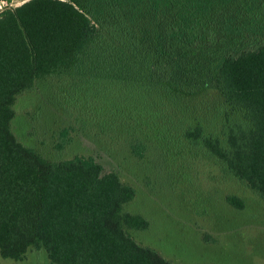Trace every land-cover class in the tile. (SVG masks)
Instances as JSON below:
<instances>
[{"label": "trees", "instance_id": "obj_1", "mask_svg": "<svg viewBox=\"0 0 264 264\" xmlns=\"http://www.w3.org/2000/svg\"><path fill=\"white\" fill-rule=\"evenodd\" d=\"M21 1L0 10L1 257L181 264L134 238L149 221L125 209L135 188L116 171L92 155L47 157L13 133L17 96L47 77L83 93V125L123 126L138 156L171 130L264 200V0ZM203 93L214 102L200 107ZM57 136L60 149L67 128Z\"/></svg>", "mask_w": 264, "mask_h": 264}, {"label": "rangeland", "instance_id": "obj_2", "mask_svg": "<svg viewBox=\"0 0 264 264\" xmlns=\"http://www.w3.org/2000/svg\"><path fill=\"white\" fill-rule=\"evenodd\" d=\"M21 0H0V10ZM61 78L37 80L14 102L11 129L16 137L50 158L92 155L105 170L116 171L135 188L125 209L149 221L134 238L181 264H264V200L226 173L213 157L184 137L170 132L144 140L141 156L130 147L123 126L101 129L81 121L88 108L76 85ZM201 106L214 102L203 93ZM104 115L98 116V118ZM174 123V122H173ZM173 124L171 125V127ZM67 128L70 139L56 149L57 134ZM235 194L236 208L226 201ZM0 264H51L44 249L30 248L23 260L0 256Z\"/></svg>", "mask_w": 264, "mask_h": 264}]
</instances>
